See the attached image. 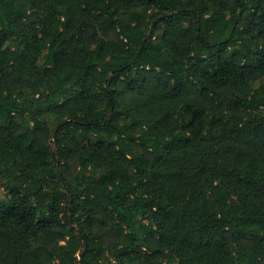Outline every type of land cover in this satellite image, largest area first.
<instances>
[{
  "label": "trees",
  "instance_id": "trees-1",
  "mask_svg": "<svg viewBox=\"0 0 264 264\" xmlns=\"http://www.w3.org/2000/svg\"><path fill=\"white\" fill-rule=\"evenodd\" d=\"M0 264H264V0H0Z\"/></svg>",
  "mask_w": 264,
  "mask_h": 264
},
{
  "label": "rangeland",
  "instance_id": "rangeland-1",
  "mask_svg": "<svg viewBox=\"0 0 264 264\" xmlns=\"http://www.w3.org/2000/svg\"><path fill=\"white\" fill-rule=\"evenodd\" d=\"M3 198H4V192L0 191V199H3Z\"/></svg>",
  "mask_w": 264,
  "mask_h": 264
}]
</instances>
